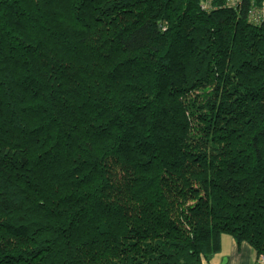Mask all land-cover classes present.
Wrapping results in <instances>:
<instances>
[{
    "label": "trees",
    "instance_id": "trees-1",
    "mask_svg": "<svg viewBox=\"0 0 264 264\" xmlns=\"http://www.w3.org/2000/svg\"><path fill=\"white\" fill-rule=\"evenodd\" d=\"M201 1L0 0V264H264V23Z\"/></svg>",
    "mask_w": 264,
    "mask_h": 264
},
{
    "label": "crops",
    "instance_id": "crops-1",
    "mask_svg": "<svg viewBox=\"0 0 264 264\" xmlns=\"http://www.w3.org/2000/svg\"><path fill=\"white\" fill-rule=\"evenodd\" d=\"M255 252L242 241L239 244L226 234L220 237V249L202 264H255Z\"/></svg>",
    "mask_w": 264,
    "mask_h": 264
},
{
    "label": "built area",
    "instance_id": "built-area-1",
    "mask_svg": "<svg viewBox=\"0 0 264 264\" xmlns=\"http://www.w3.org/2000/svg\"><path fill=\"white\" fill-rule=\"evenodd\" d=\"M211 0H202V8H207ZM241 3V0H225V4L231 7H237ZM247 19L254 24L264 23V0L260 4H256L254 0L250 1L249 8L247 10ZM260 262L264 263V257H260Z\"/></svg>",
    "mask_w": 264,
    "mask_h": 264
}]
</instances>
